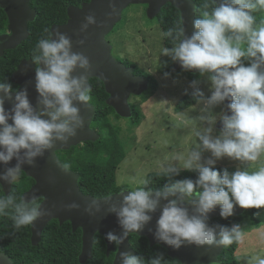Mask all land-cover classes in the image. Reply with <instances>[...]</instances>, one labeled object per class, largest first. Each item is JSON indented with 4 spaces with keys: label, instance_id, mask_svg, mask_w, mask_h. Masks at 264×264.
<instances>
[{
    "label": "clouds",
    "instance_id": "clouds-1",
    "mask_svg": "<svg viewBox=\"0 0 264 264\" xmlns=\"http://www.w3.org/2000/svg\"><path fill=\"white\" fill-rule=\"evenodd\" d=\"M211 5V11L193 20L191 35L179 23L161 34L171 41L161 55L178 62L183 71L196 70L208 83V96L199 80L189 84L192 99L201 106L200 126L194 132L197 144L183 158L182 168L162 166L168 180L163 190L153 193L147 187L150 179L140 178L136 187L122 189L119 199L105 198V214L114 215L120 228L119 233H105L110 244L119 246L130 233L143 232L159 207L155 231L148 229L158 244L173 251L188 246L228 247L242 239L244 230L236 223L210 225L211 213L219 208L220 218L227 219L237 208L261 210L253 215L264 212V21L257 25L254 15L264 12V0H211ZM96 24L95 13L89 11L79 31ZM44 33L32 56L35 103L29 99L27 86L13 90L9 78L0 80V187L13 184L23 166H34L46 152L67 144L85 127L78 105L92 101L87 83L90 59L73 50L68 33L48 28ZM170 75L163 73L165 79ZM6 103L10 104L7 108ZM217 107L219 113L214 112ZM223 158L239 165L231 172L216 168ZM253 164L258 168L249 170ZM62 167L66 170L68 165ZM181 171L195 173L196 178L174 179ZM161 200L166 201L162 206ZM64 207L71 211L81 205L73 201ZM51 211L35 195L27 200H17L12 194L0 196V215H10L17 231ZM83 211L95 217L101 204L88 200ZM119 258L120 264H146L143 256L128 251L120 252ZM147 264H166L165 253H156ZM256 264H264V257L257 256Z\"/></svg>",
    "mask_w": 264,
    "mask_h": 264
},
{
    "label": "water",
    "instance_id": "water-1",
    "mask_svg": "<svg viewBox=\"0 0 264 264\" xmlns=\"http://www.w3.org/2000/svg\"><path fill=\"white\" fill-rule=\"evenodd\" d=\"M26 0H0V7H3L11 16V27L14 31L21 32L20 35L11 34L10 36H0V55L4 48L15 47L16 44L26 35V21L20 19L15 9L25 8ZM166 3L179 10L181 25L185 30L186 35H191L193 31L192 22L195 19L196 4L193 0H88L83 2L80 7L69 6L67 10L68 19L64 24L52 25L50 30H59L66 32L72 38L73 50L83 52L90 59L91 69L88 73L87 83L91 77H96L103 82L104 89L108 94L106 104L111 106L115 113L123 118H130L132 110L129 103L130 95H139L148 88V79L140 74L133 72V67L125 65L111 54V44L106 40V35L113 29L114 25L122 18V11L131 4H145L146 16L153 19L157 16L159 10ZM115 9L113 12L112 9ZM14 14H13V12ZM94 12L97 19L96 25H91L85 32H80L81 23L84 22L85 15L89 12ZM13 18V19H12ZM20 26V28H18ZM16 29V30H15ZM83 40V45L77 42ZM172 69L175 71L182 70L178 62H174ZM183 71V70H182ZM188 73H196V70L186 71ZM75 74H79V71ZM12 81L18 84V87H28L29 99L35 103L36 93L34 91V68L32 63L23 60L19 63L18 68L11 75ZM10 104L6 103L5 107ZM81 114L85 116V127L78 135L70 140L67 144H57L55 149L46 152L42 158L37 159L34 166H23V173L33 179L31 186L26 189L21 197L26 200L33 195L40 199L45 207L50 208L51 214L37 220L33 225H30V242L32 245L38 244L42 231L52 219H57L61 224L69 221L71 230L81 229V250L78 255V261L85 263L92 257L93 241L95 233L101 235L106 244V255L113 249V244H110L105 239V233L114 231L120 232V228L116 224L115 216L105 214L104 209L107 207L105 202L106 197H111L112 200L119 199V191L110 193L105 196L95 197L91 194L83 193L78 185L79 174L67 168L62 167L64 164L58 158L57 150H67L71 146L78 145L85 141L94 142L100 135L99 132L91 126L95 115V107L90 104L78 105ZM218 129L221 127L219 121ZM13 164L15 161L12 162ZM11 166V165H9ZM0 171H3V166L0 165ZM18 179L14 182H18ZM13 183V184H14ZM4 184L1 189L5 195L11 191L12 185ZM126 190V189H123ZM153 193L156 190L148 189ZM160 190H163L160 189ZM126 194V193H125ZM91 199H95L101 204V211L95 217H89L83 211L84 204ZM77 202L81 205L79 210H66L64 205L71 202ZM166 201L161 200L162 206ZM251 209V208H250ZM250 209H236L233 216L241 215ZM160 214L158 207L157 211L152 215V221L145 227L141 233H130L126 240L119 246H116V252L112 260V264H120L119 253L128 251L135 254L131 246L130 236L136 234L144 236L147 239L148 246L158 244L152 236L151 228L155 231V222ZM219 216V208L210 214V218ZM166 249V254L169 257L176 258L180 264H220L218 258L224 247H182L178 251H173L162 244H158ZM0 264H16L6 253L0 251ZM25 264H42L39 261H34Z\"/></svg>",
    "mask_w": 264,
    "mask_h": 264
},
{
    "label": "rangeland",
    "instance_id": "rangeland-1",
    "mask_svg": "<svg viewBox=\"0 0 264 264\" xmlns=\"http://www.w3.org/2000/svg\"><path fill=\"white\" fill-rule=\"evenodd\" d=\"M262 14L264 17V12ZM106 40L111 44V54L115 58L127 59L141 71L154 76L158 87L154 91L147 88L139 95H130L129 103L139 112L138 125H132L129 118L117 119L111 114L96 120L97 125L92 123V127L100 129L108 120L101 130L104 134H112L114 137L113 139L109 135L104 136L95 144L99 149L98 154H83L81 159L76 158L80 166L87 165L89 161L93 166L98 163L97 169L86 167L87 173L84 171L87 179L83 176L86 188L94 187L98 192L107 188L103 186L105 183L116 189L131 190L137 186L136 182L147 174L163 172L164 165L174 164L182 168L183 158H186L188 152L197 144L194 132L200 126L197 118L201 106L195 103L177 112L174 110L175 103L186 94L185 89L187 93L192 92L189 87L192 80L200 81L199 87L205 96L211 94L206 77L198 75L190 79L182 72H177L167 79L163 77L162 70L173 66L174 62L170 57L161 55V49L164 47L161 30L155 18L146 16L142 5L131 4L126 7L122 11L121 20L106 35ZM220 110V107H217L214 112L219 113ZM218 123L219 121L216 124L217 130ZM113 127L117 130L114 131ZM112 139L117 149L113 146ZM80 144L79 149L74 147L56 151L57 156L69 168H79L75 162L76 153L83 152L82 148L87 145L84 142ZM204 155L207 156L208 153ZM216 165L231 172L239 162L223 158L217 161ZM258 166L253 164L249 170H256ZM94 172H98L99 176L93 184L90 179L97 176ZM256 217L258 223L250 215H242L241 220L236 223L244 230L235 251L240 264H256L257 256L264 257V212Z\"/></svg>",
    "mask_w": 264,
    "mask_h": 264
},
{
    "label": "trees",
    "instance_id": "trees-1",
    "mask_svg": "<svg viewBox=\"0 0 264 264\" xmlns=\"http://www.w3.org/2000/svg\"><path fill=\"white\" fill-rule=\"evenodd\" d=\"M37 1H38V9H39V14H38L39 18H37L35 22L32 24L31 27L32 33L30 37L26 40V45L31 50H34L33 46L37 44L38 40L43 35H45L44 33L45 28L49 29L52 23H62L66 20L67 5L78 4L79 1L81 0H37ZM193 2L196 4L195 19L200 18L203 11L205 10L211 11V7H212L211 0H193ZM205 4L209 5L207 9H205L204 7ZM254 15L256 17L257 25H259L262 21H264L262 12H255ZM155 19L159 25L161 34L162 32L167 31L168 28L175 27L177 23L181 25L179 10L174 6H172L170 3H166L161 7ZM162 43L164 47H171V41L168 38L162 37ZM120 61H122L125 65L132 66L133 72L135 74H140L146 77L148 79L149 89H151L152 91L157 89L158 81L154 78V76L141 71L136 67L134 63H132L127 59H122ZM2 69H3V62L0 61V70ZM9 70L10 68L6 71L7 74ZM164 72H169L171 74L170 76H173L177 72H182L183 74L187 75L190 79H194L199 75L198 72L188 73L182 70L175 71L171 68V66L163 69L162 73ZM89 84L92 89L91 92L92 101L90 103L95 107V115L93 117L92 123L94 122V124L97 125L96 120H99L102 117L110 114L118 119L120 116L115 113V111L111 106L106 104V98L108 97V94L104 89L103 82L96 77H91L89 79ZM192 104H195V101L192 99L191 93H187L177 100L174 106V110L179 112ZM130 106L132 110V116L129 118V120L132 125H138L140 122L139 112L136 110L133 104L130 103ZM107 121H105L104 124L108 123ZM92 123L91 126H93ZM103 125L100 126V129L95 128L99 132L100 137L94 142L85 141L84 143H86L87 145L84 148H82L83 152L76 153L75 156L76 163H77L76 158L81 159L82 158L81 156H83V154L85 155L98 154L99 149L95 144L98 141H100L102 137L109 135L114 139L112 134H104L102 132L101 127H103ZM113 128L114 131L117 130L116 127ZM104 129L106 130L105 126ZM113 144H114V140H113ZM79 145L81 144L71 146L70 148L75 147L79 149L78 148L80 147ZM113 146L115 147V144ZM115 148L117 149V147ZM89 162L87 165L84 164L81 166L78 165L77 163V166L79 167L77 169L70 167V169L76 171L79 174L78 185L83 193L91 194L92 196L95 197H100L121 190L114 188L109 183H105V185H103V186H107V188L102 192L96 191V189L92 187L90 184L89 186H91L92 188L89 189L86 188V185L83 183L84 181L83 176H85L84 170H86L87 173L86 167L92 166L94 167V169H97V165H98L97 163L96 165L93 166ZM62 163L66 165L63 161ZM216 168L221 169V167L218 165H216ZM94 174H96L97 176L91 177L90 179L93 184L94 181L99 176L98 172H94ZM19 178H20L19 181L12 185L11 191L9 193L17 197V200L21 197L22 193L26 189H28L33 183V179L27 177L23 172H21ZM85 178L87 179L86 176ZM145 178L150 179L151 183L147 187L148 189H153V190L162 189L163 185L168 182L167 178L164 175V172L149 173L146 175ZM184 178L195 179L196 174L187 171H181L179 176L174 177V179H184ZM0 196H6L3 193L1 187H0ZM10 211L11 210H9V212ZM258 211L261 210L250 209L245 211L241 215L232 216L227 219H221L220 216L213 217L209 219V224L210 225L222 224V225L231 226L232 224L239 222L241 220L242 215H250L251 218L258 223L259 221L256 215H253V213ZM46 230H47V236L46 237L44 236L43 240L39 244L32 245L30 242V226L24 227L19 231H17L13 227V222L10 218V215H0V251L10 256V258L16 264H25L34 261H39L42 264H112V260H113L112 254L106 255L105 241L103 237L98 233H95L94 236L93 244L94 247L96 246V248L93 249V257L87 260L85 263H80L78 261V253L80 252V247H81L80 228H77L76 230L72 231L69 221H65L59 224L57 221L53 220L49 224H47ZM130 242H131V246L133 247L134 253L136 255L143 256L145 258L146 264L148 259L153 257L158 252L165 253L166 264H180L178 259L169 257L166 254V249L164 247L158 244L148 246L147 239L144 236L131 234ZM238 243L239 241L233 243L228 247L223 248V250L221 251L218 257L220 259V264H240L239 260L235 255V251L238 246Z\"/></svg>",
    "mask_w": 264,
    "mask_h": 264
},
{
    "label": "flooded vegetation",
    "instance_id": "flooded-vegetation-1",
    "mask_svg": "<svg viewBox=\"0 0 264 264\" xmlns=\"http://www.w3.org/2000/svg\"><path fill=\"white\" fill-rule=\"evenodd\" d=\"M85 1H88V0H81V1H79L78 4L67 5V7H66V20L62 23H52L49 27V30L51 29L52 25L64 24L67 21V19H68L67 10H68L69 6L80 7V5ZM23 2H26L25 8H20L18 10L14 8L13 10H14V12L17 11L18 14H20L19 15L20 19H22V18L25 19V21H26V35L16 44L15 47L4 48L2 54L0 55V61L3 62V69L0 70V80H4L5 78H9L13 84V90H15L18 87V84L15 83L14 81H12L11 75L18 68L19 63L23 60L24 61L27 60L30 63H32L33 50H31L27 47L26 40L30 37V35L32 33V31H31L32 24L35 22V20L37 18H39L38 1L37 0H26ZM138 5H142L144 7V9L146 10L145 4H138ZM14 12H13V14H14ZM0 14H1L0 15V36L3 35V36L8 37L11 34H14V35L18 34V30L15 29L16 31H14L12 29V27L10 25L11 24V18H10L11 16L6 12V10L3 7H0ZM18 28H20V26H18ZM20 34H21V32H19L18 35H20ZM35 46L36 45L33 46V49H35ZM13 63H14V66H13ZM32 65H33V63H32ZM9 68H10V70L7 74L6 71ZM33 68H34V65H33ZM53 220L58 222L57 219H52L48 222V224ZM44 236L45 237L47 236L46 227L42 231V234H41V237H40L38 244L43 240ZM94 248H96V246L94 247V244H93V249ZM80 250H81V247H80ZM115 252H116V245L113 244V249L109 253V254H112V259L115 255ZM79 253H78V255H79ZM92 257H93V252H92Z\"/></svg>",
    "mask_w": 264,
    "mask_h": 264
}]
</instances>
